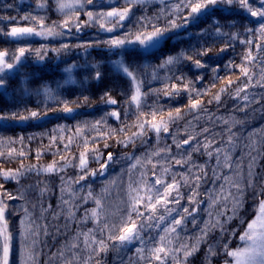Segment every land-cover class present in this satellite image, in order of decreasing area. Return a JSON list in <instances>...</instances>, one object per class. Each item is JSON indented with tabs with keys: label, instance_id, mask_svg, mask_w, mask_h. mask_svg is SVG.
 Instances as JSON below:
<instances>
[{
	"label": "trees",
	"instance_id": "trees-1",
	"mask_svg": "<svg viewBox=\"0 0 264 264\" xmlns=\"http://www.w3.org/2000/svg\"><path fill=\"white\" fill-rule=\"evenodd\" d=\"M1 1L0 17H16L15 25L25 15L53 21L59 17L56 15L59 11L56 0ZM39 3H45L46 6L40 8ZM107 9L103 2L94 0L93 4H85L81 11L83 14L78 15L84 30L82 51L77 49L75 41H65L57 49L53 47L52 53H58L60 59L64 60L62 66L72 64L75 67L70 80H66L65 73L52 69L50 73H45L41 86L38 77L33 81L37 89H46L45 98L37 95L33 97L32 93L30 96L33 100L20 102L15 95V105L0 101V115L8 116L9 121L20 120L12 119L13 113L27 116L31 111H37L40 116L52 115L41 124H32L29 121L33 118H29L24 127L0 126V171L19 170L22 173L17 179H5L0 175V185L3 186L0 192L6 190L17 197L8 199L9 213L6 218L14 237L15 263L17 250L21 248L33 254V264H65L69 259L73 260V264H84V261L87 264H121V261L123 264H147V261H138L136 245L117 250L112 247L113 242L107 240V230L101 235L100 228L104 222L116 219L112 213L117 206L123 207L122 201L127 199L131 165L136 164V168L131 171L132 179L139 180L141 172L147 173V178L153 177V165L157 166L159 174L160 164L167 167L169 163L171 173H182L189 179V183L184 185L180 175H177V180H181L180 192L184 198L178 206L169 205L175 209L172 216L177 218L178 208L187 207L191 211L195 207L197 214L187 218L196 217L198 229L205 219L203 210L208 200L222 195L228 187L233 188L232 181L241 185L244 192L242 208L236 216L221 224L223 230L220 228L208 232L196 254L189 259V264H221L230 261L223 245L227 243L230 249L242 245L240 236L247 222L255 216L259 200L264 198L255 195L264 191V86H261L264 78L261 81V51L257 46L262 44V39L260 33L255 31L257 22L249 18L237 3L227 10L213 8L207 15L189 23L183 32L166 35L155 51L117 49L116 55L111 56L107 51L93 49L108 45L105 43L106 36L98 31V25L86 23L88 11L100 13ZM164 9L158 4L135 6L127 22L133 28L131 33L142 30L139 22L141 16L151 18L152 24L165 27L171 16L166 15ZM45 11L48 15H40ZM77 13H66V17L62 18L75 19ZM216 26L220 27L224 35L215 33ZM248 28L253 31H246ZM147 30L150 31L151 27ZM249 40L252 41L250 45L241 43ZM222 48L226 50L221 51ZM202 49H209L208 54L195 55ZM249 49L256 58L255 63H247L243 59ZM79 52L82 54L79 55ZM181 52L193 59H181L177 63L160 66L168 56H177ZM196 59L204 66L196 67ZM118 62L129 67L141 82V92L145 94L141 111L147 113L156 110L157 121L163 119L167 122L168 131H161L159 137L154 131L148 130L143 137H133L134 144L125 147L124 143H119L138 131L135 126L138 113L135 105L127 103L133 87L131 80L116 69ZM245 64L249 67L251 81L240 72V66ZM97 71L100 73L99 79H96ZM180 77L183 79H178ZM247 83L254 85L250 92L247 96L238 95L240 87ZM173 85L179 89L178 94L165 95V91H176ZM105 93L117 101L119 118L116 121L110 118L111 108L102 99ZM217 95L219 101L214 99ZM190 96L200 102L197 109L190 108ZM65 102L68 107L79 110L72 119L61 115ZM176 109L180 110L179 118L169 120L168 114L172 113L175 117ZM97 121L101 123L97 124ZM189 137H194L190 144L183 145L181 149L176 148L174 138L176 142H182ZM205 145L209 146L205 148ZM231 145L227 158L230 167L224 168L222 153ZM168 147L171 153L167 156L164 152L159 156L151 155ZM193 148L199 150L193 151ZM21 152L23 155H20ZM81 153H85L87 159L84 171L79 167ZM109 153L113 159L107 163L106 171L101 175V166L108 161ZM189 154L190 159L183 166L171 161L173 156L180 159L183 155L187 159ZM136 158L140 159L139 164ZM148 159H151V164L147 163ZM250 159H255L254 169L248 167L251 165ZM54 162L55 170L45 171ZM201 166L203 171L200 170ZM91 171L97 174L92 176L89 174ZM81 176H86V179L81 180ZM195 176L202 177L198 187ZM249 183L252 187L248 186ZM193 192L198 193L194 197L197 203L189 204L188 198ZM235 192L238 196L237 190ZM96 199H100L103 205L102 209H97L100 213L99 222L91 218V210L97 208ZM160 211L163 214V209ZM23 214L28 219V225L20 234L19 221ZM196 227L192 228L190 223L185 226L189 231ZM90 230L97 240L104 239L108 243L107 252L95 255L92 248L96 245H85L83 234ZM158 232L157 229H147L141 233L148 246H151L149 236H156ZM73 244L78 247L73 248ZM209 245L215 248L216 255L208 257Z\"/></svg>",
	"mask_w": 264,
	"mask_h": 264
},
{
	"label": "snow or ice",
	"instance_id": "snow-or-ice-1",
	"mask_svg": "<svg viewBox=\"0 0 264 264\" xmlns=\"http://www.w3.org/2000/svg\"><path fill=\"white\" fill-rule=\"evenodd\" d=\"M258 7H252L250 4V0H176L175 3L171 5L170 15L176 16L177 18H181L180 14L186 12L187 14L182 17V24H177L175 19L169 20L168 25L165 27H159L156 24L151 23V18L147 16H141L139 21L141 22V29L136 33H127L124 37L119 39H113L111 41H107L105 43L110 44L112 47H123L126 44L131 45H139L144 51H150L152 49L157 48L161 41L165 39V34L169 32L171 29L186 26L189 22H194L198 20L201 16H205L209 13L211 8H214L218 4L225 5H233L234 3H238L239 6L246 10L252 17L258 18L260 21L259 28L255 29V31L259 32L262 36H264V0H257ZM94 0H56L57 9L60 12H64L65 9H73L75 11L76 8H84L85 4H93ZM149 3V0H124V4L126 5L123 8H113L108 12H100L94 14L91 11L86 13L88 17V22H98L99 26L106 31H113L114 26H122V22L126 19L130 18V14L133 12V8L135 6H145ZM45 3H39L38 7L44 8ZM159 18V17H158ZM24 21H29L30 24L37 22V17L31 15H25L20 18ZM0 20H9L14 21L16 17H0ZM79 18L77 16V22H75L74 26L79 30L81 24L78 22ZM18 23V22H17ZM107 25H112L110 27H106ZM72 26L71 17L66 19L63 22L61 27L69 28ZM38 27L40 30H37V27L33 26H12L9 31L4 33L6 36L11 37L16 41L23 40L26 37L31 36H44V35H54L52 28L45 29L43 18H39ZM151 27V30H147ZM3 29H0L2 32ZM246 31H253V29L248 28ZM215 33L217 35H224L221 33V29L219 26L215 27ZM134 38H130L133 37ZM232 38H235V34H233ZM241 43L252 44V41H241ZM229 45H226L228 47ZM67 47V46H65ZM261 46H257L259 50ZM226 49L222 48L221 51ZM31 51L29 48L20 47L16 50L15 54H10L7 50H0V74L4 73L6 70L14 69L18 64L21 63L22 58L25 56V53ZM37 56H40V50H35ZM209 49H202L195 53L197 56H203L208 54ZM43 59L42 56H40ZM9 59L11 62H9ZM181 59H193L192 56H188L186 53L181 52L177 56H168L163 63L160 65L164 67L166 65H171L177 63ZM244 61L247 63H255L256 58L253 57L251 50L246 53L244 56ZM194 64L196 67H203L204 65L201 63L199 59L194 60ZM120 69H122L123 73L130 78L133 85V92L127 103L135 105L137 109V123L135 126L138 128V131L132 134V137L127 138L126 141H119V143H124L125 147L128 144L135 143L133 137H143L148 130L154 131L159 137L161 131L167 132V122L163 119L157 121V111L152 110L147 113L141 111L142 98L145 95L141 92V82L137 79L135 73L130 70L129 67L125 66L123 63L119 65ZM215 72L216 69H213ZM240 72L244 77H246L249 81L252 80V76L249 75V67L247 64L240 66ZM261 77L264 78V65L261 67ZM100 78V73L96 72V79ZM178 79H183L182 77ZM229 84L231 81L228 82ZM5 85V80L0 76V87ZM261 86H264L262 84ZM173 89H176V86H172ZM187 88L188 86L185 85ZM243 90V89H241ZM179 89H176L175 92L165 91V95L170 94H178ZM106 98V99H105ZM87 101V97L84 98ZM105 103L115 104L117 101L112 99L108 93H105V96L102 97ZM190 99V108L197 109L200 105L198 100H193L191 96ZM217 101H219V96L214 97ZM247 99V97H245ZM63 111L72 112L73 109L68 107L67 102H65ZM110 115L115 116L117 119L119 118V114L116 112L110 113ZM40 113L37 111H31L27 116L17 115L13 113L12 119H20L26 120L29 118H38ZM180 110L176 109V116L173 117L172 113L168 114V119L172 120L175 118H179ZM150 117V119H149ZM8 116L0 115V120L8 119ZM97 124L101 123V121H97ZM79 132V128L77 129ZM123 131V129H121ZM207 131V129H205ZM22 139V138H21ZM194 139V137H189L182 142H176L174 138V142L176 143V148L181 149L183 145L190 144V141ZM209 145H205L207 148ZM66 148L68 145L65 146ZM107 147V144H105ZM198 148H193V151H198ZM219 151V150H217ZM161 152H164L166 156L171 153V148L168 147L166 149H160L157 152L152 153L151 155L159 156ZM23 155V152L20 153ZM211 155V153H209ZM132 159V157H128ZM113 159L112 154H108V161L102 165V169H105L108 162H111ZM190 159V154L187 159L181 155L180 159H176L174 156L171 157V161L175 164L183 166V164L188 162ZM227 159V157H226ZM137 164L141 161L139 158H136ZM97 162H99V156H97ZM217 162L219 163V158H217ZM147 163L151 164V159H148ZM159 164V162H157ZM230 167V165H228ZM79 167L81 171H84L87 168V159L86 154L81 153L80 155V164ZM136 168V164L131 165L129 169V183L126 190L127 199L122 201L121 206H117L115 211L112 213V216L116 219L111 222H104L102 227L100 228L101 235L107 230L109 233L107 236L108 241H112V247L117 250H122L127 245L133 243L134 241H140L143 247H138L135 249L136 256L138 261H147L148 264H167V260L171 257L174 261V264H181V261L176 256L177 252H183V264H187L188 257L192 256L197 250L200 242L204 240V237L207 236L208 231L211 228H215L217 226L221 227L223 230V226L220 225V222L217 220L215 224L211 221L205 222V227L202 228L201 235L196 238V243L189 247L187 244H182L179 249H172L170 247L172 240V234L177 233L179 228H182L184 225V221L188 216H194L196 212V208L193 207L191 211L187 207L183 208L182 214L177 213L180 216L177 219L175 216H172L173 211L175 209L169 207L170 204L180 205V201L184 198L182 193L180 192V188L182 186L181 180L184 185L189 183V179L184 174H173L171 173V163L169 166L165 167L163 164H160L159 174H157V166L153 165L152 168V176L154 179L149 180L147 178V173L141 172L139 180H133L131 176L132 169ZM55 170V162L52 165H49L48 168L45 169L47 172H52ZM200 170L203 171V167H200ZM92 176H95L96 171H91L89 173ZM103 174V171L100 173ZM0 175H3L5 179H17L22 173L19 170H7L0 171ZM177 175H180L181 180H177ZM252 173L249 172V177H251ZM206 176V173H205ZM201 176H195V181L197 182V187L199 186V181L201 180ZM81 180L86 179V176H81ZM79 182V181H77ZM236 188L239 193L238 196H232L231 193L228 196L224 197L227 200L229 197L232 198V212L233 216L238 214V211L243 206V196L244 192L239 183H233L232 185ZM249 187H252V184L249 183ZM3 186L0 185V188ZM91 192H89V196L91 197ZM195 195L198 193L193 192L192 196H189V204L197 203L194 199ZM258 196H264V191L255 194ZM0 196L5 197L9 200L16 199L17 197L13 196L11 193H8L6 190L0 192ZM95 203L97 205L96 209L91 210V218L97 220L99 222L100 213L97 209H102L103 205L100 199H96ZM7 204L4 202V199H0V264H10V255L13 250V240L14 237L9 231L8 221L6 219V211ZM143 209V211L141 210ZM161 209H163V214H161ZM211 215V213H209ZM169 217L171 218L169 220ZM233 217H229L228 219H232ZM137 221H140L138 224ZM23 223V221H21ZM193 223H195V219H193ZM241 223H244L241 220ZM161 224H165L161 235L159 232L156 236H149V241H151V246H148L141 235L147 229H158ZM211 225V227H209ZM235 233L233 232V235ZM85 239L84 243L87 247H91L93 244L96 247L92 248V252L95 255H99L101 252H107L109 250V245L106 243L104 239L97 240L94 236L91 235V230L89 233L83 234ZM240 240L245 242L244 247H237L235 249H230L228 244L225 243L223 245L224 253L227 257L231 258V262L225 261V264H264V199H260L258 205L256 206V214L255 216L247 222V227L243 234L240 236ZM73 248L78 247V245L73 244ZM216 250L211 245L208 247V257L212 255H216ZM92 257L90 256L89 259ZM21 264H26V261L21 262ZM65 264H73V260L69 259L65 261ZM84 264H87V261H84ZM99 264V262H97ZM121 264L123 262L121 261Z\"/></svg>",
	"mask_w": 264,
	"mask_h": 264
},
{
	"label": "flooded vegetation",
	"instance_id": "flooded-vegetation-1",
	"mask_svg": "<svg viewBox=\"0 0 264 264\" xmlns=\"http://www.w3.org/2000/svg\"><path fill=\"white\" fill-rule=\"evenodd\" d=\"M1 6H3L2 1L0 0ZM57 8V7H56ZM82 13V12H81ZM81 13H77V16H81ZM40 15L46 16L48 15V12H41ZM56 15H59V17L56 20H49V18H43V23L45 26V29L52 28L54 35H44V36H31L26 37L23 40L16 41L12 39L11 37L6 36L4 33L10 30L12 26H33L37 27V30H40L38 27L39 18L37 19V22L30 24L29 21H18V24L15 25L14 21L9 20H0V29H3L2 32H0V50H7L10 54H15L16 50L20 47H25L31 49V51H28L25 53V56L22 58L21 63L18 64L14 69L12 70H6L4 73L0 74L2 78L5 80V85L2 87L0 92V101H5L7 104H14L15 105V95L16 100L18 102L22 100H33L30 95L33 94L34 96H43L45 98L46 95V89L40 88L37 89L33 86V81L37 77L39 85L44 82L42 78H44L45 73H50L51 70H57L58 72H63L64 68L72 65L69 64L67 66H62L64 60L60 59V55L58 53L53 52L52 49L55 47L57 49L61 45L65 44V41L71 43L72 41H75V46H77V49L80 48V51H82V36L80 32H83L82 25L77 30V28L74 26L75 22H77V16L75 19L71 18L72 26L69 28L61 27L63 25V22L67 18L66 13H61L57 11ZM71 16V15H70ZM78 16V18H79ZM79 23H82L81 20H78ZM128 19L122 23V26H118V29L113 28V31H100L102 34H106L109 36L111 40L113 39H119L122 38L121 36H125L127 33L132 32V26L127 24ZM175 32L168 33L167 35L174 34ZM133 38V37H130ZM164 40V39H163ZM162 40V41H163ZM161 45V44H160ZM159 45V46H160ZM111 46V45H110ZM106 46H103L101 48H105ZM100 48V49H101ZM113 50L108 51V54L111 56H115L117 53V49H132V48H125L123 47H112ZM157 48L153 49L152 51H155ZM35 50H40V56L43 57V59L40 58V56H37ZM103 50V49H101ZM139 50V49H138ZM147 51V52H152ZM144 52V51H143ZM82 54V52H81ZM79 52V55H81ZM9 62L11 60L9 59ZM73 66V65H72ZM0 126L2 128H15V120H0ZM0 199L2 197L0 196ZM4 202L7 204V211H6V217L9 213V202L8 199H4ZM10 264H13V261L10 257Z\"/></svg>",
	"mask_w": 264,
	"mask_h": 264
},
{
	"label": "rangeland",
	"instance_id": "rangeland-1",
	"mask_svg": "<svg viewBox=\"0 0 264 264\" xmlns=\"http://www.w3.org/2000/svg\"><path fill=\"white\" fill-rule=\"evenodd\" d=\"M99 2H103V5L107 6L108 9L105 10L104 12H108V11H111L113 8H123L125 6H123L124 4V0H97ZM69 2H71V0H69ZM176 0H149V3H147L146 5H152V4H158L160 7H165L166 9H164L163 11H165L166 15H170V12H171V5L173 3H175ZM235 4V3H234ZM233 4V5H234ZM238 4V3H237ZM250 4L252 7H258V2L257 0H250ZM226 6V10L229 9L231 6L229 5H225V4H218L217 6H215L214 8H217L218 6H220L222 8V6ZM239 5V4H238ZM240 7V6H239ZM241 8V7H240ZM83 9V8H82ZM81 8H76L75 11H77L78 13H81V11H83ZM242 9V8H241ZM75 11H73V9H65L64 12L62 13H67V14H71L72 12L74 13ZM242 11L249 17L251 18L252 20L256 21L257 22V28H259V24H260V21L258 20V18L256 17H252L250 15V13H248L246 10L242 9ZM83 14V13H82ZM96 14V13H94ZM187 13L184 12V13H181L180 14V17L181 18H177L176 16H173V15H170L171 18L169 20H172V19H175L176 20V23L177 24H182V17L184 15H186ZM131 16V14H130ZM177 20H180L181 22L178 23ZM140 22V21H139ZM83 23V22H82ZM82 23H80L82 25ZM89 23H93L95 26L98 25L99 26V23L98 22H89ZM191 23V22H189ZM188 23V24H189ZM187 24V25H188ZM168 25V24H167ZM112 25H107L106 24V27H110ZM113 28L115 29H118V26H114ZM179 28V27H178ZM178 28H174V29H171L169 32H167L165 35H167L168 33H171V32H177ZM99 29H101V31H106L104 29H102L100 26H99ZM257 32V31H256ZM259 34V32H257ZM106 36V42L107 41H110L111 39L109 38L108 35H105ZM123 37V36H121ZM260 37L262 39V44H260V49L259 51H261V53L259 54L260 56V59H261V64H260V69L262 67V65H264V36H262L260 34ZM134 38V37H133ZM162 43V41H161ZM160 43V44H161ZM108 44V43H107ZM110 45V44H108ZM125 48H132V49H139L141 51H144L142 48H140L139 45H131V44H126L124 46ZM153 50V49H152ZM150 50V51H152ZM146 52V51H144ZM120 65V62H118L116 64L117 66V70H119L120 72L123 73L122 69H120L119 65ZM114 65V67H116ZM74 69V66L70 65L68 66L67 68L65 67L64 68V71H65V75L67 76L66 80H70V77H71V74H72V71ZM115 70V69H114ZM124 74V73H123ZM129 78V77H128ZM260 78H261V81H263V78L261 77L260 75ZM130 79V78H129ZM131 85H132V81H131ZM254 85H252L251 83H247L246 85L240 87L239 89V92H238V95L240 94H243L244 96H247L248 92H250V88L253 87ZM133 87V85H132ZM243 89V90H241ZM245 101V99H243ZM125 105V104H124ZM133 105V104H132ZM112 109L109 110V114L112 113ZM117 111L119 112V110L117 109ZM232 149V145L231 146H227V149H225L222 153L224 154V162H225V166L224 168L228 167V164L229 162H227V159L226 157L228 158V152L229 150ZM10 151H14L13 149H11ZM251 161V165H249L248 167H253V164L255 162V159H250ZM254 160V161H253ZM179 166V165H178ZM255 167H253L254 169ZM252 169V170H253ZM101 171H103V174L105 173L106 171V168L105 169H102L101 168ZM101 173V172H100ZM149 180H152L154 179V177H150L148 178ZM231 184L233 185V181L231 182ZM236 188H232V187H228L227 189H225L223 192H222V195L220 194L219 196H216V197H212L210 200H208L207 204L205 205V208H204V214H205V219L203 220V222L200 224V228L198 229L196 227V223H197V218L194 217L195 219V223H193V218L191 219H188L186 218L185 221H184V225L182 228H179L177 230V233L175 234H172V236L170 237L171 240H172V243L170 245V247L172 249H179L181 247L182 244H187L189 247H191V245L195 244L196 243V238L198 236L201 235V229L205 227V222L206 221H211L213 224L216 223V221L218 220L220 222V225L224 222H227L229 217H233V212H232V208H231V205H232V198L229 197L227 200L224 199V197L228 196L229 193L232 194V196H237L236 192H235ZM264 199V198H263ZM178 206V205H177ZM197 209V208H196ZM182 210L183 209H179L178 208V213H181L182 214ZM227 210H230L227 212ZM197 211L194 213V214H197ZM209 213H211V215H209ZM180 216L177 215V219H179ZM21 221H23V223H21ZM187 223H190L191 224V227L193 228L194 226L197 228V229H191V231L187 230V228H185V226H187ZM19 225H20V229H21V232L20 234H22V232H24L27 228V225H28V219L27 217L25 216V214L21 215L20 217V221H19ZM166 225L165 224H161L160 228H158L157 230L159 231V233L161 235H163L164 233L162 232V229L163 227H165ZM209 227H211V225H209ZM221 227L217 226L215 228H211L210 231L208 232H212V231H215V230H220ZM142 235V234H141ZM149 236V235H148ZM204 240H205V237H204ZM202 240L200 242V244L204 241ZM242 241V240H241ZM242 245L240 246L241 248L245 246V242L242 241ZM14 243V242H13ZM199 244V245H200ZM13 251L11 253V255L13 256V259H14V262L13 264H21L22 260L23 261H26V264H33L34 262V256L32 253H30L28 250H22L21 248L17 250V261L15 263V243L13 244ZM129 245H136L135 248H138V247H143L145 245H142L140 243V241H134L133 243L129 244ZM199 247V246H198ZM196 254V252L188 257L187 259V264H189V259L192 258L194 255ZM10 255V257H11ZM176 256L179 258V260L181 261V264H183V252H177L176 253ZM230 258V257H229ZM231 262V258H230V261ZM148 264V262H147ZM153 264H155V262H153ZM167 264H174V261L172 260V258L170 257L168 260H167ZM221 264H225V263H221Z\"/></svg>",
	"mask_w": 264,
	"mask_h": 264
},
{
	"label": "water",
	"instance_id": "water-1",
	"mask_svg": "<svg viewBox=\"0 0 264 264\" xmlns=\"http://www.w3.org/2000/svg\"><path fill=\"white\" fill-rule=\"evenodd\" d=\"M184 29H185V27H182V28H180L179 31H182V30H184ZM0 91H1V87H0ZM109 105H114V104H109ZM75 113H76V110L73 109L72 112H65V113H64V116H66V117H72ZM111 118H112L113 120H116V119H117L115 116H112V115H111ZM46 119H48V116H42V117L36 119L34 122H35V123H40V122L45 121ZM18 124H19V125H25V122H18Z\"/></svg>",
	"mask_w": 264,
	"mask_h": 264
}]
</instances>
